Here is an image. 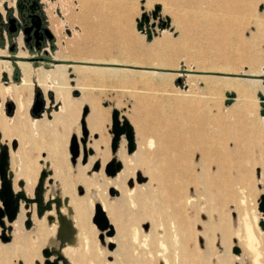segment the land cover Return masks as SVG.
<instances>
[{
  "label": "rangeland",
  "instance_id": "374dc122",
  "mask_svg": "<svg viewBox=\"0 0 264 264\" xmlns=\"http://www.w3.org/2000/svg\"><path fill=\"white\" fill-rule=\"evenodd\" d=\"M37 1L53 38L30 47L24 27L13 34L8 30L9 17L19 16V0H0V59L12 66V72L0 70V130L5 133L0 161L7 156L6 176L0 174V207L4 209L3 182L20 196L16 217L9 220L5 214L0 220V264H77L72 259L77 254L80 258L81 251L84 264H264L263 228L253 221L255 213H262L264 194V91L243 80L257 70L264 84V0H238L232 31L214 27L227 20L223 0ZM158 3L163 4L161 19L169 17L171 23L162 25L153 18ZM213 30L228 31L226 40L234 47L226 50L220 38L208 45L205 37ZM19 60L37 68L53 69L63 62L71 66L65 83L42 85L32 74L30 84L16 92L13 84L23 78ZM75 64L85 68L78 72ZM234 86L252 90L236 111ZM37 94L45 101L40 116L32 113ZM86 105L95 106L89 117L101 127L90 129L91 144L109 142L115 109L122 120L125 116L131 125L129 119L138 122L137 132L140 124L148 130L149 140L139 146L143 154L136 161L126 159L134 169L117 186V194L110 192L115 186L105 168L95 170L89 154L84 162L80 147ZM210 108L228 115L230 130L218 142L225 143L227 157L213 184L200 177L205 170L195 125L197 114ZM34 116L39 120L33 122ZM36 127L39 135L24 143L25 150H16V132ZM96 134L104 136L96 139ZM74 140L77 156L71 152ZM14 151L18 154L12 160ZM41 159L50 161L59 180L51 196L57 201L66 196L60 209L45 207L43 179L48 172ZM211 164L215 168L217 163ZM151 171L159 178L151 180ZM138 172L147 180L138 182ZM25 173H34L26 185ZM171 173L179 175L173 180ZM104 202L115 225L112 235L93 221L96 207L103 208ZM249 227L257 235L252 246L246 242Z\"/></svg>",
  "mask_w": 264,
  "mask_h": 264
},
{
  "label": "bare ground",
  "instance_id": "6f19581e",
  "mask_svg": "<svg viewBox=\"0 0 264 264\" xmlns=\"http://www.w3.org/2000/svg\"><path fill=\"white\" fill-rule=\"evenodd\" d=\"M77 1V0H76ZM172 1V0H171ZM175 1H179V0H175ZM224 3H227V7L229 9V11L227 12V20H223L222 22H219L221 23L220 25L221 26H218V23L214 24V27L215 28H219V30H222V28L220 27H224V28H227L228 30H231L234 28L233 26L236 27V24L238 22V18H237V11L239 10V7H240V2L238 0H223ZM92 4V3H91ZM94 4V3H93ZM160 6H161V10L159 11V15L156 19H158L159 21H162L161 19V16H162V10H163V4L161 3H158ZM157 5V4H156ZM168 6V5H167ZM98 8V7H97ZM72 9V8H71ZM105 9V8H104ZM114 9V8H113ZM109 10V9H108ZM107 10V11H108ZM116 10V9H115ZM256 10V9H255ZM106 11V10H105ZM111 13V12H110ZM122 13V12H121ZM114 14V13H113ZM254 17V16H253ZM247 19V18H246ZM259 19V18H258ZM139 21V20H138ZM56 22L55 18L53 16H51V23L52 25ZM214 22V20H213ZM171 23V19H170V22ZM168 23V24H169ZM208 24V23H207ZM259 24V23H257ZM259 26V25H258ZM208 32V31H207ZM257 32H259V30H257ZM66 33V32H65ZM228 33L225 32L224 30L223 31H215L213 30L212 32H209L206 34V39L208 42V45L210 44V42L213 40L214 41V38L215 39H218L220 38L221 41H222V44H223V47L226 49V48H230L232 47L233 45H231L230 43L227 42V36L226 34ZM235 33V32H234ZM248 33V32H247ZM233 34V33H232ZM256 34V33H253V35ZM233 35H236V34H233ZM186 36V35H185ZM58 41V40H57ZM233 41V40H232ZM231 41V42H232ZM60 42V41H59ZM58 42V43H59ZM240 43L242 44L243 41L241 40L240 38ZM80 45V44H79ZM76 46L77 49H80V46ZM207 45V43L205 44ZM215 45V44H214ZM82 46H84V43L82 44ZM73 47V46H72ZM217 47V46H216ZM234 47V46H233ZM214 48V46L212 47ZM224 50V49H223ZM227 50V49H226ZM229 51V50H228ZM235 51V50H234ZM228 53V52H227ZM235 54H237L236 52H234ZM21 54V53H20ZM238 55V54H237ZM241 55V54H240ZM243 55V54H242ZM25 57L24 53L22 54V57ZM62 56V55H61ZM60 56V57H61ZM66 56V55H65ZM73 56V55H72ZM75 56V55H74ZM239 56V55H238ZM23 57V58H24ZM76 57V56H75ZM22 58V59H23ZM59 58V57H58ZM71 58V56H70ZM74 58V57H73ZM244 58V57H243ZM79 59V58H78ZM249 59V58H248ZM213 62V61H212ZM214 63V62H213ZM112 64H116V63H112ZM18 66L19 68L21 69L22 71V74H23V78H22V83L21 84H13V87L14 89L16 90V92H18V89L19 90H23L25 87H27V85L30 84V81H31V75L34 74L33 76H35V78L37 79V81L39 83H41L42 85H46L48 83H53V82H63L65 83L66 81V74H67V71H68V68H70L71 64L69 63H58V64H55V67L53 69H47L43 66L41 67H35L31 62L29 61H26V60H19L18 61ZM75 66L74 69L78 72H80L83 68H85L84 65H73ZM215 66V65H214ZM1 68H6L8 69L9 71L12 72V66L10 64L9 61L7 60H1L0 59V70ZM208 68V67H207ZM218 68V66H217ZM222 68V67H221ZM220 68V69H221ZM228 65H227V67ZM209 69V68H208ZM227 69V70H228ZM236 69V68H235ZM233 69V70H235ZM85 70V69H84ZM98 70V69H97ZM254 73V75H252L253 77H249V78H243V80L247 81L248 83L247 84H250V85H257L259 86L260 88H262V90L264 91V84L262 83V79L259 78V77H256L258 75H260L259 71L257 70H252ZM152 74H158V75H161V76H165L167 73H164L162 71H153ZM157 75V76H158ZM229 77V76H227ZM242 80V79H241ZM13 82V81H12ZM19 83V82H18ZM8 85V84H7ZM50 85V84H48ZM12 86V85H11ZM229 86V85H228ZM234 88L238 91V96H237V105L238 108L237 109H234V111L238 110V109H241V107L243 108V106H245V104L242 103V100H243V96H245L246 94H249L251 93V89L250 91H246L247 89H241L237 86H234ZM26 91V90H25ZM2 93V91H0ZM252 94V93H251ZM4 95V94H3ZM224 98V97H223ZM245 98V97H244ZM250 98V97H248ZM252 98V97H251ZM256 98V97H255ZM218 99V98H217ZM12 100V99H11ZM26 100V99H25ZM245 108V107H244ZM253 108V107H251ZM251 110V109H250ZM259 112V111H258ZM250 113H253V112H250ZM35 117V116H34ZM120 118H121V114H120ZM263 120H264V115L261 117ZM182 119V118H181ZM86 120V125L88 127V129L90 130L93 126L94 130H99L101 127H100V123L97 122V121H92V119L90 117H86L85 118ZM122 120V119H121ZM182 121V120H181ZM263 122V121H262ZM264 124V123H263ZM142 124H140L139 126V129H138V132H137V126L134 127V125H131L132 128H133V133H134V137H135V150L132 152V153H129V155H126L124 153L125 151V146H126V142H125V135H122L121 136V139L118 143V147L116 149V151H113V150H109V147L107 148L106 144L104 142H97L95 141L89 143V140H86L85 144L82 145L80 147V149H82V151H88L89 149H91L92 147L94 148L93 151L94 153L91 155L89 154V156L92 158H90V162L93 164V163H99L100 164V169L103 170L106 166V164L108 162H110L111 160H116V161H120L123 165L122 169L117 172L116 175L114 176H110L109 178L111 179V183H113V185L115 187H112V188H117V186L119 185H122L123 181L125 180V178L129 175L130 171L132 169H134V167L128 163L130 160H137L136 156L140 155V154H143L144 150H143V146H141L139 148L140 145L144 144L146 142V140H149V135H148V130H146V126L144 125V127L141 126ZM195 125H196V130L198 132V149L200 150L201 152V157H200V160H201V163H202V168L205 170L201 175L200 177L207 183V184H213L216 182V180L223 174V171H224V159L227 157V151L225 149V143H222V144H219L221 142L220 141V138H223V139H227V136L229 134V120H228V115H226L223 111H221L220 109L217 110V112H214L212 110V108H210L209 111H204V112H199L195 118ZM182 126V125H181ZM87 129V130H88ZM93 130V131H94ZM92 131L90 130V133ZM103 136V135H102ZM101 134L99 135V138H102ZM139 136V138H138ZM148 136V137H147ZM219 142V143H218ZM152 144H153V141L150 140L149 141V145L150 147H152ZM217 145L216 147H214V145ZM219 144V145H218ZM148 145V146H149ZM139 150V151H138ZM138 151V153H137ZM18 154L17 151H14L13 152V157H12V160L15 158V156ZM104 156L105 158H102L99 156ZM260 155V154H259ZM261 157V156H260ZM88 158V157H87ZM128 158V159H127ZM139 158V157H138ZM126 159L128 160V162L126 161ZM144 158H140L138 160H143ZM212 162H216V167L214 168V166H212ZM235 163V162H234ZM264 164V163H263ZM24 165H27V162L24 163ZM214 168V169H213ZM152 170V168H151ZM185 169L182 168L180 170L179 173H182L184 172ZM152 173V178L151 180L154 178H159V174L158 172L156 171H151ZM26 177H27V180L26 181H30L31 178H33V174H29V173H25ZM137 175L139 176V172L137 173ZM179 174H173L171 173L169 178L170 179H173L178 176ZM147 178L144 177V181H146ZM201 187V186H200ZM238 187V186H237ZM117 190V189H116ZM134 188H131L130 191L133 192ZM119 193V191H118ZM252 196V195H251ZM107 203H103V209L107 212V216L109 217L110 219V224L112 226H115L113 224V219L111 218L110 216V213L106 210V207H107ZM202 206V205H201ZM109 207H111L112 209V205H110ZM113 210V209H112ZM163 213V212H162ZM164 214V213H163ZM115 220L116 221H120L119 220V217H115ZM264 220V213H255L254 217H253V221H254V224L258 226V223L260 224V222ZM174 221V220H173ZM120 223V222H119ZM246 226H250V225H246ZM109 229H107L106 231H108ZM262 232L264 234V229H262ZM257 235L255 234V232L249 227L248 228V232H247V235H246V242L248 244V246H252L253 244V240L256 239ZM111 242H114L113 241V238L111 239V241L109 240L108 241V244L111 243ZM113 244V243H112ZM235 248V247H234ZM199 250V249H198ZM197 252V251H196ZM160 253V252H159ZM241 256V255H240ZM157 259V258H156ZM187 262V261H186ZM255 264H262L260 263L259 261H256Z\"/></svg>",
  "mask_w": 264,
  "mask_h": 264
},
{
  "label": "water",
  "instance_id": "95a60500",
  "mask_svg": "<svg viewBox=\"0 0 264 264\" xmlns=\"http://www.w3.org/2000/svg\"><path fill=\"white\" fill-rule=\"evenodd\" d=\"M34 6H38L41 8L39 2L37 0H34ZM161 10V6L159 4L155 5L154 10L152 11V16L154 19H156L159 15V11ZM33 19V25L36 27V30H39L43 25V18L39 14H35ZM145 18L148 21L149 16L145 14ZM9 33L13 34L16 32L15 22L16 18L14 16H10L9 19ZM162 25H167L169 23V17H167L166 21L162 20ZM33 27H29L24 30L25 34L29 32ZM44 31L50 39L53 38V35L49 28L45 27ZM45 110V101L41 98L40 94H37L35 103L33 105L32 113L35 116H40L42 112ZM88 113V109L85 108L83 110V117L86 116ZM82 129H83V137L81 138V142L85 144L86 140L89 137V131L87 130V127L85 125V120H82ZM112 133H113V140H112V150L116 151L118 147V143L121 139L122 135H125V138L127 140V149L129 153H132L135 150V137L133 133V128L128 121V119L124 116L123 120L120 118V111L115 109L112 112ZM71 152L74 156L79 155V144L76 140H74L71 148ZM93 149H89L88 151H84V162L87 161L88 154H93ZM7 164V156H3L2 160L0 161V174L4 178L6 176L5 166ZM123 165L120 161L111 160L108 162L105 166V173L108 176H114L122 169ZM100 168V164L96 163L94 165V169L98 170ZM144 178L139 175L138 176V182H142ZM111 194H117L118 191L115 188L110 189ZM2 195H3V206L0 207V220H2V217L6 214L9 220H13L17 212L19 210V200L20 196L18 194H14L13 190L11 189V186L7 182H3L2 184ZM259 210L264 213V194L261 195V201L259 204ZM94 223L97 225V227L101 230H107V233L109 235H112L114 232V226L110 224L109 218L105 212V210L98 205L96 207V212L93 218ZM260 226L264 229V220L260 222ZM236 252H239V248L235 249Z\"/></svg>",
  "mask_w": 264,
  "mask_h": 264
},
{
  "label": "crops",
  "instance_id": "0c3cea01",
  "mask_svg": "<svg viewBox=\"0 0 264 264\" xmlns=\"http://www.w3.org/2000/svg\"><path fill=\"white\" fill-rule=\"evenodd\" d=\"M94 107V109H96L95 108V106H93ZM92 106H85L84 107V109L85 108H87L88 109V113L86 114V116H85V118L86 117H89V114L91 113V111H92V109L91 108H93ZM85 118L83 117L82 118V120L84 119L85 120ZM32 119H33V122H35V121H38L39 120V118H36V117H32ZM130 121H131V123H133L134 125L135 124H137L138 122L137 121H141L142 122V119H137V121H135V122H137V123H134L131 119H129ZM135 120H136V118H135ZM93 121H95V120H93ZM85 125H86V120H85ZM86 127H87V125H86ZM40 128H38V127H36V128H33L32 130L31 129H29V128H27L26 130L24 129V131H22V132H16V135L18 136V139L17 138H14L13 140H14V142H16V143H18V145H19V147L16 149V150H25V147L23 146L24 145V143L26 144V142L28 141V140H34V136L36 137V136H38L39 135V130ZM87 129H88V127H87ZM34 131V132H33ZM36 131V132H35ZM88 131H89V134H90V136H91V133H90V130L88 129ZM0 133H1V135H0V139H3V137L5 136V133L3 134V132L0 130ZM7 134L9 133L8 131L6 132ZM14 133V132H13ZM4 135V136H3ZM96 137V139L97 138H99V135L98 134H96L95 135ZM104 136V135H103ZM89 138V137H88ZM108 140H109V142L106 144L107 146V148L109 147V144H110V146H111V149H112V140H113V136H111L110 138H108ZM5 142H9V140H6ZM91 149H94L93 147L91 148ZM42 157H47V155H46V153H44L43 154V156ZM41 161V164H43V167H45L46 168V171L48 172V174H47V176L43 179V185H44V190H43V197H44V203H45V207L46 206H48V205H52V204H54L55 206H54V208H57V209H60L61 208V204L62 205H65L64 204V199L66 198V196H62V198L61 197H59L58 198V201L54 198V197H52L51 195H54L53 193H51V190H52V188H53V184L55 183V182H57V181H59V180H56L55 178H54V176H55V174H54V171H53V169H51V163H50V161H48L47 160V162L44 160V159H41L40 160ZM45 164V165H44ZM60 164V166H61V164L62 163H59ZM63 167H65L64 168V170L63 171H65V169H66V164H63ZM21 179V178H20ZM19 179V180H20ZM18 180V181H19ZM23 181H24V183H25V185H26V180L25 179H23ZM39 181V180H38ZM20 187V186H19ZM20 189V188H19ZM18 189L16 188L15 189V191H17ZM51 198V200H49ZM55 199V200H54ZM63 200V201H62ZM54 201H56L55 203H54ZM62 202V203H61ZM61 203V204H60ZM33 210L35 211V210H37V207L34 205L33 206ZM82 246H84L83 244H82ZM80 253H82V255L80 256V258H78V254L76 255L77 256V258L74 256L73 257V259L72 260H74L77 264H84V262H83V252L81 251ZM79 253V254H80ZM69 261V260H68ZM70 264H73L72 262H71V260H70Z\"/></svg>",
  "mask_w": 264,
  "mask_h": 264
},
{
  "label": "flooded vegetation",
  "instance_id": "af4514ba",
  "mask_svg": "<svg viewBox=\"0 0 264 264\" xmlns=\"http://www.w3.org/2000/svg\"><path fill=\"white\" fill-rule=\"evenodd\" d=\"M18 9H19V16H15L16 32H18V30L21 27H24L25 29L29 27H33L27 33L25 37V42L30 47L33 45H36L38 47L43 45L47 37L44 31V28H45L44 23L39 30H36V27L33 25V19H34L33 16L35 14L41 15V8H39L38 6H34V0H19ZM14 48L15 46L12 45L11 49H14Z\"/></svg>",
  "mask_w": 264,
  "mask_h": 264
}]
</instances>
